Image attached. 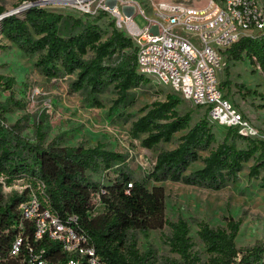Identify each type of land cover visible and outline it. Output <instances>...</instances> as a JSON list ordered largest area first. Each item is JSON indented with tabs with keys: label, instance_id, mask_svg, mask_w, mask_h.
Returning a JSON list of instances; mask_svg holds the SVG:
<instances>
[{
	"label": "trees",
	"instance_id": "obj_1",
	"mask_svg": "<svg viewBox=\"0 0 264 264\" xmlns=\"http://www.w3.org/2000/svg\"><path fill=\"white\" fill-rule=\"evenodd\" d=\"M83 15L84 18L64 16L32 5L21 15L14 13L1 18L0 33L26 54H37L34 65L46 77L74 75L72 89L87 90L97 105L100 103L96 96L112 86L116 98L109 112L115 113L119 107L131 104V90L148 78L136 71V46L131 37L116 28L112 20L110 32L103 38L104 31L98 21L107 14L100 12L93 18ZM65 20L69 21L67 32L62 30ZM222 53L227 60L247 58L264 73V34L242 36ZM12 84V77L0 75V90L9 92L8 98L0 102V172L9 177L25 173L41 180L51 207L60 216L79 217L80 226L106 264H257L262 261L264 241L237 247L239 221L232 218L225 226L211 227L204 220L196 222L197 235L209 254L206 261L202 260L192 252L186 220L178 217L170 221L165 217L163 187L148 188L147 184L171 180L217 190L234 181L242 164L250 159L253 163L249 175L256 177L264 170V140L226 128L222 141L213 147L212 124L203 117L190 126V112L179 113L176 107L181 100L168 93L164 100L153 101L143 114L131 120L129 133L134 138L142 136V146L153 148L160 142L171 141L174 133L186 131L179 136L175 147L160 150L152 169L138 179L128 171L126 156L107 149L103 143L64 146L57 136L45 144L40 126L32 142L21 135L17 124L6 125L4 114L10 111L8 103L22 107L11 97ZM236 138L246 140V145L238 146ZM202 152L206 154L202 156ZM198 160L202 166L187 173L188 166ZM101 170H112L116 176L107 183L94 180L91 173ZM19 200L20 197L11 196L0 207V215H9ZM97 203L101 210L93 215ZM164 225L170 228L169 249L178 258L157 262L150 249L138 250L135 233L145 234ZM56 247L55 243L46 246L47 250Z\"/></svg>",
	"mask_w": 264,
	"mask_h": 264
},
{
	"label": "rangeland",
	"instance_id": "obj_2",
	"mask_svg": "<svg viewBox=\"0 0 264 264\" xmlns=\"http://www.w3.org/2000/svg\"><path fill=\"white\" fill-rule=\"evenodd\" d=\"M119 1H133L143 10L147 18H155L158 2L175 0ZM191 1L195 6L206 3V0ZM25 4L27 2L19 0H0L2 13L12 12V14L21 15L26 9L21 6ZM42 7L64 16L84 18L83 13L71 2L66 4L52 2ZM133 20L140 28L147 24V19L140 13H135ZM111 21L112 18L109 15H105L98 21L104 31L103 38L110 32ZM158 21L163 22L161 18H158ZM68 25L69 21L65 20L62 24L63 32L68 31ZM212 47L217 46L212 43ZM36 59L37 54H26L0 33V75L13 78L11 97L22 104V107H18L11 102L8 103L10 111L4 114L6 125L17 124L21 135L32 142L35 141V131L40 126L45 134V144L57 136L60 137V144L64 146L78 144L94 146L97 143H103L107 149L121 152L126 156V167L134 178L139 179L150 171L157 153L160 150L175 147L179 136L186 131L174 133L171 141L160 142L153 148L142 146V136L132 137L129 127L131 120L143 114L146 106L153 101L164 100L169 93L181 100L176 107L179 113L190 112V126L205 117L203 108L194 106L174 93L169 86L157 83L150 78L131 90V104L129 102L110 114L109 107L116 98V92L112 86L96 96V100L100 103L97 105L87 90L72 89L74 75L48 78L35 67ZM221 67L218 79L225 97L244 114L258 132L259 138L264 140V73L257 64L250 62L247 58L233 61L227 60L223 55ZM8 96V90H0V102H4ZM126 114L129 116L126 117ZM210 124L215 135L213 144L215 147L224 138L226 127L216 123ZM235 142L241 147L246 145V140L240 138H236ZM205 154L206 152L201 153L202 156ZM252 163L253 159L244 162L236 179L217 190L171 180L149 181L147 184L148 188L153 185L163 187L165 217L170 221H176L178 217L186 220L188 235L193 243L192 252H195L202 260L206 261L209 254L197 235L196 222L199 220H204L211 227L225 226L229 218L239 221L235 238L237 247H246L257 241H264V170H261L256 177L250 176L249 167ZM201 166L200 160L192 162L186 172ZM115 176L112 170L91 173L94 180L103 183L109 182ZM100 210L101 205L97 203L92 214L95 215ZM135 235L138 250L143 252L150 249L154 252L157 262L165 258H178L176 253L170 251L167 243V237L170 235L168 225L149 230L145 234L136 232ZM257 264H264V258Z\"/></svg>",
	"mask_w": 264,
	"mask_h": 264
},
{
	"label": "built area",
	"instance_id": "obj_3",
	"mask_svg": "<svg viewBox=\"0 0 264 264\" xmlns=\"http://www.w3.org/2000/svg\"><path fill=\"white\" fill-rule=\"evenodd\" d=\"M37 1L32 4L71 2L91 17L105 12L134 41L138 73L203 108L209 123L259 138L244 114L225 97L218 74L225 48L242 36L264 34V0H206L201 6L191 0L158 2L155 18H147L133 1ZM135 13L147 19L143 28L134 22ZM11 196L20 200L9 215H0V264H106L79 217L60 216L51 207L41 180L25 173L9 177L0 172V207ZM50 243L57 244L55 250H47Z\"/></svg>",
	"mask_w": 264,
	"mask_h": 264
},
{
	"label": "water",
	"instance_id": "obj_4",
	"mask_svg": "<svg viewBox=\"0 0 264 264\" xmlns=\"http://www.w3.org/2000/svg\"><path fill=\"white\" fill-rule=\"evenodd\" d=\"M34 4H39L40 2L39 1H35V2H33ZM34 4H30V3H27V4H25V5H23V6H21V8H27V7H29V6H32V5H34ZM9 14H12V12L11 13H1L0 14V19L1 18H3L4 16H7V15H9Z\"/></svg>",
	"mask_w": 264,
	"mask_h": 264
}]
</instances>
